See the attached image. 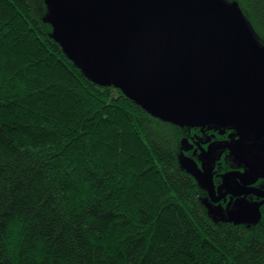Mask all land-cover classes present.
<instances>
[{
    "label": "trees",
    "instance_id": "16d2710c",
    "mask_svg": "<svg viewBox=\"0 0 264 264\" xmlns=\"http://www.w3.org/2000/svg\"><path fill=\"white\" fill-rule=\"evenodd\" d=\"M44 1L0 0V264H264V224L215 217L181 164L195 127L89 76ZM214 1L264 51V0Z\"/></svg>",
    "mask_w": 264,
    "mask_h": 264
},
{
    "label": "water",
    "instance_id": "95a60500",
    "mask_svg": "<svg viewBox=\"0 0 264 264\" xmlns=\"http://www.w3.org/2000/svg\"><path fill=\"white\" fill-rule=\"evenodd\" d=\"M64 2L156 109L146 108L165 120L193 127L196 110L217 100L239 101L249 119L247 97L264 100V51L254 43L237 7L214 0ZM55 34L59 39L56 29ZM64 48L74 58L71 48ZM209 205L213 214L215 208Z\"/></svg>",
    "mask_w": 264,
    "mask_h": 264
},
{
    "label": "flooded vegetation",
    "instance_id": "af4514ba",
    "mask_svg": "<svg viewBox=\"0 0 264 264\" xmlns=\"http://www.w3.org/2000/svg\"><path fill=\"white\" fill-rule=\"evenodd\" d=\"M235 101L225 104L217 100L212 107L196 110L193 115L196 140L191 150L194 156L187 155L191 163L188 168L197 175L206 194L204 202L209 212V204L215 208V217L221 218L224 213L230 215L233 210L235 218L231 219L248 225L255 221L264 224V141L248 146L264 140V128L258 120L264 111V100L261 110L253 116L249 107H254L259 100L255 96L247 97L249 119H245L239 101ZM233 189L243 193L234 194ZM224 206L228 209H223Z\"/></svg>",
    "mask_w": 264,
    "mask_h": 264
},
{
    "label": "rangeland",
    "instance_id": "374dc122",
    "mask_svg": "<svg viewBox=\"0 0 264 264\" xmlns=\"http://www.w3.org/2000/svg\"><path fill=\"white\" fill-rule=\"evenodd\" d=\"M44 3L46 7L44 12L45 17L54 23L56 33H59L62 44L65 47L71 48L76 62L87 74L101 83L113 84L127 95L138 100L148 109L153 111L156 109L155 105L151 103V100L144 96L138 88L121 74L114 61L109 58L100 47L98 40L90 33L84 23L75 16L64 0H45ZM261 105L263 106V102L255 104L254 107L251 105V108L249 107V113L254 116L256 111L261 110ZM193 114L194 113H189L188 115ZM188 115H186V118H188ZM258 120L264 128V111L261 112ZM185 122L187 123L188 120L186 119ZM187 139L191 140V145L188 144ZM195 140V135L193 139L182 138V144L186 147L184 146L185 149L181 152L180 160L182 162L181 164L187 167L191 164L188 156L192 154L191 150L195 146ZM201 188L203 189L202 186ZM223 209L228 208L224 206ZM224 215L225 216L221 218H235L233 210H230V215L225 213ZM258 222L260 221H255L253 223Z\"/></svg>",
    "mask_w": 264,
    "mask_h": 264
}]
</instances>
